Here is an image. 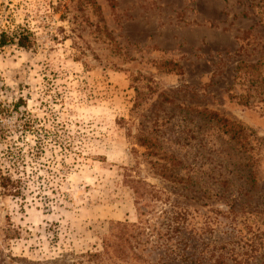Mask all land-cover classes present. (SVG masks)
I'll return each mask as SVG.
<instances>
[{"label":"rangeland","instance_id":"1","mask_svg":"<svg viewBox=\"0 0 264 264\" xmlns=\"http://www.w3.org/2000/svg\"><path fill=\"white\" fill-rule=\"evenodd\" d=\"M22 28L34 47L0 48V168L21 189L0 195V264L157 261L98 258L138 222L130 179L161 192L156 230L166 208L210 224L201 264H264V0H0V33Z\"/></svg>","mask_w":264,"mask_h":264},{"label":"trees","instance_id":"2","mask_svg":"<svg viewBox=\"0 0 264 264\" xmlns=\"http://www.w3.org/2000/svg\"><path fill=\"white\" fill-rule=\"evenodd\" d=\"M8 45H17L23 49H30L36 45L35 36L30 30L23 28L12 35L1 32L0 48ZM212 118L217 119L216 121L221 124L226 134H230L233 139L238 138V130L240 128L237 124H232L226 119L218 118L216 115H213ZM167 179L176 185L185 186V188H180L182 190L188 189L186 188L189 184L187 179L174 174L167 176ZM130 186L135 194L138 222L115 223L113 225L115 230L113 228L111 234L105 239L103 252L98 255V258H101L100 263L104 262L105 258L110 261L128 262L131 259V254L143 247L150 252V255L156 252L160 253L157 254V261H149L147 264H201L203 261L201 256L207 252L208 248L214 245L211 241L212 228L210 224H205L206 229L201 228L200 231H195L194 229L195 233L193 234L188 231L189 213L187 211L184 213L179 212L175 226L174 216L170 214V209L166 208L163 213L166 214L168 221H171V223L165 230H156V228L151 226L150 222L153 215L157 212L158 201L162 199L161 192L155 190L154 187L143 180L130 179ZM0 192V195L3 196L17 197L21 195L20 182L13 179L10 173L3 174L1 168ZM193 192L200 193L196 190H193ZM165 205L166 207L168 206L167 203ZM188 211L190 212V210ZM148 233H151V235ZM209 235L210 237H208ZM174 239L176 240L174 241ZM174 243L175 246H173ZM221 249H227V245H224V248L222 247ZM216 263L221 262L216 260Z\"/></svg>","mask_w":264,"mask_h":264}]
</instances>
